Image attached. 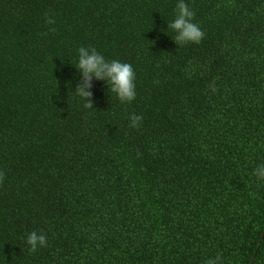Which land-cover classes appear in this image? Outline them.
Here are the masks:
<instances>
[{
	"label": "trees",
	"instance_id": "1",
	"mask_svg": "<svg viewBox=\"0 0 264 264\" xmlns=\"http://www.w3.org/2000/svg\"><path fill=\"white\" fill-rule=\"evenodd\" d=\"M186 2L179 47L177 0H0L4 264H264V0ZM81 46L133 66L134 102L93 80L83 106Z\"/></svg>",
	"mask_w": 264,
	"mask_h": 264
},
{
	"label": "clouds",
	"instance_id": "2",
	"mask_svg": "<svg viewBox=\"0 0 264 264\" xmlns=\"http://www.w3.org/2000/svg\"><path fill=\"white\" fill-rule=\"evenodd\" d=\"M194 19L195 13L186 0H177L174 19L168 22V30L174 33L172 40L179 47L186 44L198 45L204 39L205 34ZM46 22L50 25L55 23L51 18H46ZM74 67L79 74V79L73 94L83 101L85 108H93L91 91L93 80L105 82L108 93L114 94L120 103L131 104L135 101L137 96L136 73L131 64L119 60L109 61L95 48L81 46L77 49V61ZM129 119L131 128L140 127L141 116L133 114ZM253 175L257 180L264 181V164L258 165ZM25 243L29 251L35 253L38 249L47 246L48 238L43 233L33 231L27 235ZM0 264L4 262L0 261ZM207 264H222L221 257L209 259Z\"/></svg>",
	"mask_w": 264,
	"mask_h": 264
}]
</instances>
